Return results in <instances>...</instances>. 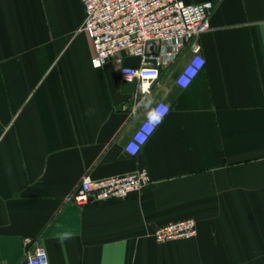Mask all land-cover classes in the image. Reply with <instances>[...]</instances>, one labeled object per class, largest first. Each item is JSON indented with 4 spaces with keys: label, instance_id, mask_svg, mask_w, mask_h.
<instances>
[{
    "label": "crops",
    "instance_id": "0c3cea01",
    "mask_svg": "<svg viewBox=\"0 0 264 264\" xmlns=\"http://www.w3.org/2000/svg\"><path fill=\"white\" fill-rule=\"evenodd\" d=\"M182 1L215 3L204 67L177 84L187 44L142 93L116 59L93 66L82 0H0V264H25L27 236L50 264H264V0ZM146 96L170 109L130 156ZM141 167L150 184L123 201L73 200L86 176ZM187 216L196 236L156 241Z\"/></svg>",
    "mask_w": 264,
    "mask_h": 264
},
{
    "label": "built area",
    "instance_id": "2783aa9c",
    "mask_svg": "<svg viewBox=\"0 0 264 264\" xmlns=\"http://www.w3.org/2000/svg\"><path fill=\"white\" fill-rule=\"evenodd\" d=\"M85 8L83 29L90 37L94 61L103 67L112 58L121 64L124 81L138 82V90L149 93L161 77L162 68L175 62L187 44L192 54L176 77L177 84L185 88L204 67L205 59L197 39L211 28L210 20L215 3H185L182 0H82ZM137 56L138 65L123 64L122 52ZM97 68V67H96ZM165 101H157L154 107ZM129 108L124 104L122 109ZM136 112V109L133 111ZM147 114L125 144L130 156H136L153 130L145 128ZM146 167L135 171L108 176L83 178L73 200L80 205L108 201H123L150 184ZM198 233L193 217L171 221L157 227V242L191 238ZM25 264H50L47 249L38 237L24 238Z\"/></svg>",
    "mask_w": 264,
    "mask_h": 264
},
{
    "label": "clouds",
    "instance_id": "9594fccd",
    "mask_svg": "<svg viewBox=\"0 0 264 264\" xmlns=\"http://www.w3.org/2000/svg\"><path fill=\"white\" fill-rule=\"evenodd\" d=\"M93 66L99 68L101 66L100 61H94ZM151 105H152L151 98L146 96L144 99H142L139 102L138 107H144L149 109V111L147 112V122L145 124V128L154 131L155 128L158 127L163 122L165 116L169 112L170 105L160 104L159 106L154 108L150 107ZM71 238H72L71 234L67 232L62 233L60 236L61 240H67Z\"/></svg>",
    "mask_w": 264,
    "mask_h": 264
}]
</instances>
